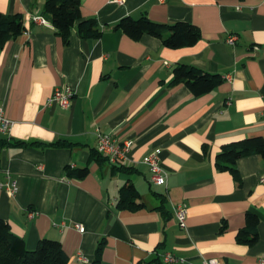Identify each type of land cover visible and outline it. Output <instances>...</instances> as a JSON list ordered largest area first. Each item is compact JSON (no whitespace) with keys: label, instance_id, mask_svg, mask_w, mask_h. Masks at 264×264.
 Returning <instances> with one entry per match:
<instances>
[{"label":"crops","instance_id":"crops-1","mask_svg":"<svg viewBox=\"0 0 264 264\" xmlns=\"http://www.w3.org/2000/svg\"><path fill=\"white\" fill-rule=\"evenodd\" d=\"M44 2L0 0V13L20 15L26 28L0 50V109L12 122L0 132V219L28 250L59 241L67 264H96L100 243L98 264H164L166 252L180 260L174 264L264 263V159H238L240 182L216 166L223 146L264 138V0H80L81 16L103 32L94 41L73 29L67 46L48 19L31 20ZM126 16L190 23L200 39L175 49L149 35L133 40L114 29ZM180 64L222 82L195 97L171 85ZM65 87L73 89L70 105L49 104ZM97 132L129 141L127 161L93 157ZM152 154L165 185L150 182ZM67 167L88 174L69 178ZM127 183L144 208H116ZM178 204L186 207L183 229L173 215ZM247 213L259 221L251 246L236 241Z\"/></svg>","mask_w":264,"mask_h":264},{"label":"trees","instance_id":"trees-1","mask_svg":"<svg viewBox=\"0 0 264 264\" xmlns=\"http://www.w3.org/2000/svg\"><path fill=\"white\" fill-rule=\"evenodd\" d=\"M244 1V0H238ZM80 0H45L42 16L48 19L54 27L55 34L60 37L63 45L67 46L70 33L76 29L77 35L85 40H98L102 35L95 18L81 16ZM133 40H138L143 35L159 39L166 48H180L194 45L200 39V30L193 24L176 22L171 25H162L142 16L134 19L130 16L123 17L114 26ZM26 31L20 15H6L0 13V50L5 44ZM222 82L218 74L206 73L194 66L180 64L173 70L171 85L183 84L190 93L197 97L211 92ZM60 146L61 143L53 144ZM71 144H67L70 146ZM94 156L105 157L97 152ZM260 156L264 159V138L254 137L231 142L221 148L216 156V166L221 171L231 172L236 182L240 177L235 163L246 156ZM107 159V157H106ZM113 167L121 168L118 165ZM69 178L82 179L87 176L88 168H66ZM141 195L133 184L127 183L119 189L116 208L119 210L136 211L145 207L140 202ZM158 210L164 212L163 206ZM259 221L256 215L247 213L245 227L236 234V241L244 245H253L258 239L257 227ZM102 250V243L96 249V264ZM68 257L59 241L42 239L34 250H28L22 238L13 234L8 223L0 219V264H67Z\"/></svg>","mask_w":264,"mask_h":264},{"label":"built area","instance_id":"built-area-1","mask_svg":"<svg viewBox=\"0 0 264 264\" xmlns=\"http://www.w3.org/2000/svg\"><path fill=\"white\" fill-rule=\"evenodd\" d=\"M124 0H113V2L122 4ZM31 20L39 25L46 24V19L42 16L32 17ZM235 37L231 36L227 39V43L233 44ZM73 97V89L71 87H65L63 89L57 88L53 92L52 96L48 100L49 104L57 103L63 108H67L70 105L71 99ZM12 122L4 116L3 110L0 109V132L7 133L10 130ZM96 150L98 153L107 157L111 164L124 163L128 159L130 152V142L129 141H118L116 138L111 137L108 134H102L100 132L96 133ZM145 164L148 166L150 171V182L155 185H165L167 180V174L160 167L157 155H150L146 158ZM173 215L178 222L181 229L185 227L186 219V207L183 204H178L173 208ZM31 216V214H30ZM75 229L78 232H83L84 227L80 224H75ZM77 260L80 262H85L86 258L82 253H78ZM161 261L164 264H174L178 261L172 253L166 252L161 256ZM204 264H220L215 259L206 260ZM260 264H264L262 261Z\"/></svg>","mask_w":264,"mask_h":264}]
</instances>
